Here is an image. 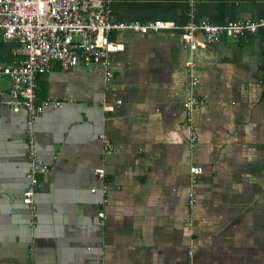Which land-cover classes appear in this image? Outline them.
Segmentation results:
<instances>
[{"label":"crops","instance_id":"0c3cea01","mask_svg":"<svg viewBox=\"0 0 264 264\" xmlns=\"http://www.w3.org/2000/svg\"><path fill=\"white\" fill-rule=\"evenodd\" d=\"M196 1L197 17L213 23L264 17V0ZM109 6L118 21L186 20V0ZM110 37L123 44L109 55L111 81L82 64H54L36 79L38 100L64 104L45 108L34 124L49 167L37 186L34 227L21 201L26 113L0 104V264H264V29L192 52L177 30ZM16 45L0 31V64L12 62ZM8 88V77L0 76V95ZM190 93L204 98L193 113L192 149L184 106ZM102 101L114 109L106 111ZM101 133L116 152L103 153ZM193 163L203 172L191 206Z\"/></svg>","mask_w":264,"mask_h":264},{"label":"built area","instance_id":"2783aa9c","mask_svg":"<svg viewBox=\"0 0 264 264\" xmlns=\"http://www.w3.org/2000/svg\"><path fill=\"white\" fill-rule=\"evenodd\" d=\"M111 0H0V31L3 39L14 41L13 60L0 64V76L9 79L6 95H0V104L13 112L25 110V134L29 167L27 184L21 201L27 206L31 227L37 224V203L35 199L40 177L49 172L48 165L39 156L34 138L36 118L45 108H60L64 101L46 98L38 100L36 79L49 73L54 64L61 69H72L80 64L85 68L98 67L103 70L106 82L113 78L109 55L123 50V44L110 37L112 31H132L147 34L150 31L177 30L184 44L192 52L206 48L222 37L243 39L264 29V17L259 19L229 20L213 23L197 17V1L186 0V20L180 23L162 19L118 21L109 6ZM189 69V87L197 84L194 74L195 62H186ZM121 103V100H117ZM204 103V98L190 93L185 101L186 122L191 126L189 146L197 141L193 129V113ZM106 111L114 109L113 103L101 102ZM102 150L105 155L116 152V147L106 133H101ZM203 172L202 166L191 164L189 168V204L196 202V186ZM95 174L105 177V169L98 167ZM109 184L102 183V202H106ZM91 191L95 192L96 188ZM104 217V212L98 214ZM192 226V219H187ZM193 256L192 247L189 249ZM192 264V263H191Z\"/></svg>","mask_w":264,"mask_h":264}]
</instances>
